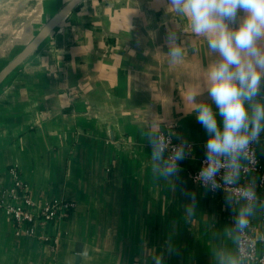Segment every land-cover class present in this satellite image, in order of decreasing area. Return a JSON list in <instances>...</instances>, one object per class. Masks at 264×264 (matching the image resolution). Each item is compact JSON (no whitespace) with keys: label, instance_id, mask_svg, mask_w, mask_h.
Wrapping results in <instances>:
<instances>
[{"label":"crops","instance_id":"0c3cea01","mask_svg":"<svg viewBox=\"0 0 264 264\" xmlns=\"http://www.w3.org/2000/svg\"><path fill=\"white\" fill-rule=\"evenodd\" d=\"M73 2L0 3V193L15 168L38 206L74 204L62 220L20 235L0 209V264H216L217 250L235 252L225 229L239 205L191 181L208 137L188 114L186 92L205 90L218 54L168 11V0H78L68 9ZM168 30L184 48L175 64ZM196 102L212 103L206 91ZM159 116L161 129L194 146L178 178L151 171L142 132ZM252 179L259 200L250 221L261 231L264 184Z\"/></svg>","mask_w":264,"mask_h":264},{"label":"clouds","instance_id":"9594fccd","mask_svg":"<svg viewBox=\"0 0 264 264\" xmlns=\"http://www.w3.org/2000/svg\"><path fill=\"white\" fill-rule=\"evenodd\" d=\"M168 11L185 18L190 31L206 38L209 50L219 57L208 66L205 90L190 87L186 92L188 114H195L208 137L205 160L195 181L211 191L223 185L225 203L239 205L233 226L225 229L236 250H217L214 258L216 264H245L252 244H246L243 237L259 197L255 179L243 186L240 181L256 163L252 145L259 144L264 133V98L258 99L264 88V0H168ZM241 11L245 13L242 18ZM237 23L238 27L233 26ZM164 43L169 64L182 59L184 48L176 31L168 30ZM204 91L212 103L196 102ZM165 123V117L151 119L142 134L151 149L153 174L178 178L182 171L178 162L191 154L192 146L187 139L173 146L172 136L161 129ZM187 195L192 201L187 214L192 216L196 193ZM156 264H160L159 258Z\"/></svg>","mask_w":264,"mask_h":264},{"label":"built area","instance_id":"2783aa9c","mask_svg":"<svg viewBox=\"0 0 264 264\" xmlns=\"http://www.w3.org/2000/svg\"><path fill=\"white\" fill-rule=\"evenodd\" d=\"M162 131L168 133V129ZM171 136V135H170ZM180 142L175 141L172 137V145L178 146ZM192 149L194 148L191 144ZM201 153L199 158V165L196 170L190 172L191 181L195 186L201 187L202 184H198L195 181V177L200 171L202 164L205 160V143L200 145ZM252 148L256 153V163L251 166V169L242 175L240 185H246L250 181L252 175H257V185L260 187L264 184V143L260 147L258 144H253ZM179 163V162H178ZM9 173L13 178L12 187L6 192L0 193V209H2L9 219L12 221L15 227L16 235L22 233L32 234L33 224H39L41 226L49 223L50 221L62 220L73 209L74 204L69 201H49L41 206H38L33 199L28 195L26 186L21 181L15 168H10ZM219 179V176H218ZM224 186L216 191L207 190L210 193H223ZM42 239L56 242L46 235L42 236ZM245 243H251L252 248L250 255L246 258V264H264V229L257 231L253 223L250 221L249 227L246 229V236L243 237ZM236 250V246H235Z\"/></svg>","mask_w":264,"mask_h":264},{"label":"water","instance_id":"95a60500","mask_svg":"<svg viewBox=\"0 0 264 264\" xmlns=\"http://www.w3.org/2000/svg\"><path fill=\"white\" fill-rule=\"evenodd\" d=\"M78 0H74V2L68 7V9H70L74 4L77 3ZM67 9V10H68ZM63 13H60L59 15H57L53 21L50 23V25L48 27L53 28L55 26V24L58 22V20L60 19V17H62Z\"/></svg>","mask_w":264,"mask_h":264}]
</instances>
